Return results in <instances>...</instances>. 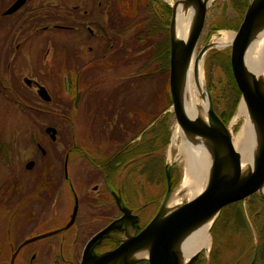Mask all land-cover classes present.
I'll list each match as a JSON object with an SVG mask.
<instances>
[{
    "label": "flooded vegetation",
    "instance_id": "1",
    "mask_svg": "<svg viewBox=\"0 0 264 264\" xmlns=\"http://www.w3.org/2000/svg\"><path fill=\"white\" fill-rule=\"evenodd\" d=\"M123 1L0 0V264H82L90 240L124 209L140 229L152 220L145 213L153 202L134 208L126 184L124 193L117 186L146 157L135 158L134 146L164 117L134 139L135 124L148 114L134 109L133 87L166 75L158 66L135 71L164 30L135 39L133 18L146 13L165 21L164 10L155 3L148 10L136 5L135 12L131 0ZM81 122L83 141L76 127ZM25 128L29 139H22ZM153 157L160 159V149ZM253 197L242 201L250 235L242 236L241 257L245 264H264L257 228L264 206L259 203L256 222L248 206ZM117 246L106 239L94 254Z\"/></svg>",
    "mask_w": 264,
    "mask_h": 264
},
{
    "label": "water",
    "instance_id": "2",
    "mask_svg": "<svg viewBox=\"0 0 264 264\" xmlns=\"http://www.w3.org/2000/svg\"><path fill=\"white\" fill-rule=\"evenodd\" d=\"M216 1L177 0L171 5L170 23L169 85L173 102L172 112L185 136L193 135L207 139L215 148L206 188L186 203H180L174 210L168 211L166 205L169 196L174 192L172 179L174 169L169 166L166 173L167 192L152 220L140 229L136 217L131 211L124 209L123 217L90 240L82 264H139L142 261H147L148 264H184L176 247L187 234L211 219H214L213 226L221 211L228 205L244 201L255 194H259L264 200L261 193L264 187V81L249 72L246 65L247 52L254 34L264 25V0H249L243 22L239 30L233 34V41L228 45L231 48L233 76L242 94V101L245 102L260 134V144L253 168L243 170L242 157L234 148L229 126L224 122L226 113L215 111L209 90L208 122L199 117H189L183 105V81L193 57L197 55L204 60L206 53L215 48L211 47L212 43H208L197 54L208 11ZM180 5H183L186 11L195 8V17L186 39H177L174 34L177 24L176 13ZM40 89L43 98L48 100L45 97V88ZM118 205L121 207L119 201ZM114 234H117V237L114 238ZM112 238L118 243L117 247L101 255L94 254L95 248L102 245L106 239ZM141 250L148 251L147 257L134 259L135 253ZM202 251L194 254L186 264H196Z\"/></svg>",
    "mask_w": 264,
    "mask_h": 264
},
{
    "label": "rangeland",
    "instance_id": "3",
    "mask_svg": "<svg viewBox=\"0 0 264 264\" xmlns=\"http://www.w3.org/2000/svg\"><path fill=\"white\" fill-rule=\"evenodd\" d=\"M166 3L171 5H174L177 0H162ZM238 3V10H236L237 6L235 5V2ZM217 0L214 2V4L211 6V8L208 11L207 14V20L205 24V28L203 31V34L201 36L197 54L200 52V50L207 45L208 43H213L217 39H220L223 37L224 33H236L239 29L228 27L229 29H217L218 25L227 24L230 25L234 22L237 23V25H240V21H242V18L244 19V16L241 18V14L239 11L244 10L241 6V3L238 0ZM249 0L246 3V9L245 13L248 9ZM241 18V20H239ZM238 26V27H239ZM240 28V27H239ZM231 59V48L229 46L227 47H221V48H213L209 52L206 53L204 56V74H205V80L207 83V87L209 90V94L211 95L213 105H216L218 103L221 104V106L218 108L217 113H221L224 111V107L228 109V111L225 113V119L224 122L227 126H230L232 123L234 117L236 116L239 106L242 102V95L239 96L238 102H236V107L234 106H227V103L224 101V93H227L228 88L231 87V78L229 77V71H228V62L230 63ZM60 68H58L57 71H59ZM56 69H54V73L57 72ZM169 77L165 76L160 79L155 78L152 80L147 81H141L137 85L133 87V101H134V109H140L142 107L143 111L147 114H151V116H155L160 112L162 107L164 106V102L156 101V98L162 99L164 91L167 90L168 84H169ZM230 91V90H229ZM165 100V99H164ZM221 100V101H219ZM167 104V110L165 109L164 117L167 115L168 117V133L170 135L169 142L164 144L163 148L160 150V159H157V169L155 172L156 177L154 178L155 183L151 184L152 181H149L147 183L144 181L145 177L140 176H129L128 179L123 183H119L117 186V189L123 190V193L125 192V185L128 190V199L131 203H133L134 208H139L140 206H144L146 204L152 203L149 207L147 206L146 210V217H154V215L159 210L162 201L165 197V194L167 192V181L165 179V175L167 173L168 167H173V177L175 175V178L173 179V188L174 192L177 191L184 180L185 176V158L183 155L180 154V147L183 142V136L180 140H178V145H173V134L174 130L177 126V121L174 113L172 112V105ZM218 106V105H217ZM234 108V110H233ZM163 109V110H164ZM232 109V110H231ZM90 122L91 114H87ZM137 118V117H135ZM161 122V121H160ZM158 122L156 126H159ZM91 123V122H90ZM242 123V122H241ZM241 123L236 125L233 129V133H237L238 129L241 127ZM76 127L78 128V133L80 140L83 141L84 139V129L85 124L84 122L77 123ZM90 131V126H87ZM22 133V139H29L30 131L28 129H23L21 131ZM37 139H41V133L40 131L36 132ZM153 136V134L149 135L148 138L150 139ZM107 145L104 146V149H107ZM102 149V150H104ZM109 150V148H108ZM112 151V150H111ZM163 174L165 182H163ZM123 177V176H122ZM120 177V178H122ZM138 182H142L141 185H143L142 189H139V186L137 185ZM207 186V183H204L202 185L201 190H204ZM116 189V190H117ZM256 197H253L252 200L248 201V206L250 203H254L257 201L258 198L262 199L259 194H255ZM191 199L190 195H183L179 200L180 203L184 204L188 200ZM155 202V203H154ZM234 208H229L227 217L229 216V213L232 212ZM219 217V216H218ZM218 221V218L215 220L212 228H211V239H212V245L210 249H204L201 253V255L205 258V261L207 260V264H211L210 262V252L213 250L217 254H223L226 245L228 246L232 242H236L237 245H233L231 248L233 251L232 255H237L239 257V252H241L242 249V240H230L231 239V232L227 231V235L220 237V231L219 228L221 226V222L216 225V222ZM227 227V226H226ZM226 230V229H225ZM253 231H255V228H252ZM122 234V233H121ZM113 237H117V234H114ZM258 237V235H257ZM112 240H114L112 238ZM115 241V240H114ZM237 246V248H236ZM214 256V260L217 262L216 259L219 258L221 264H226V262L223 260V257H218V255ZM141 263V262H140Z\"/></svg>",
    "mask_w": 264,
    "mask_h": 264
},
{
    "label": "bare ground",
    "instance_id": "4",
    "mask_svg": "<svg viewBox=\"0 0 264 264\" xmlns=\"http://www.w3.org/2000/svg\"><path fill=\"white\" fill-rule=\"evenodd\" d=\"M177 24L174 34L177 39H186L190 33L191 26L195 17V8L188 11L180 5L176 13ZM232 33H224L223 37L212 43L211 47H225L233 41ZM247 70L252 72L257 78L264 81V25L254 34L251 46L246 56ZM183 105L186 114L191 117H199L208 122V109L210 107L208 88L204 74V60L193 57L182 88ZM242 122V123H241ZM241 123L237 133H233L236 125ZM234 148L242 157V168L247 170L253 168L256 152L260 144V134L256 123L253 121L244 101L241 102L238 112L229 126ZM183 136V142L180 147V154L185 158V176L181 187L169 196L166 205L168 211L174 210L180 205V198L183 195H190L194 198L201 193L204 183H207L213 164V155L215 148L207 139L199 138L193 135H184L183 131L176 126L173 134V145H178V140ZM264 195V187L261 190ZM214 219L195 228L187 234L177 245L176 250L179 253L184 264L188 263L194 254L204 249H210L212 245L211 227ZM148 255L147 250L137 251L134 259H145Z\"/></svg>",
    "mask_w": 264,
    "mask_h": 264
},
{
    "label": "trees",
    "instance_id": "5",
    "mask_svg": "<svg viewBox=\"0 0 264 264\" xmlns=\"http://www.w3.org/2000/svg\"><path fill=\"white\" fill-rule=\"evenodd\" d=\"M128 1L129 0H124L123 3H128ZM238 1L241 3L242 7L244 5L243 12L239 11V13L242 15L241 16V18H242L245 14L244 11L247 7L246 3L248 2V0H238ZM234 2H235V5L237 6L236 10H238V3H237V1H234ZM130 3L132 4V6H134L135 12H136V5L137 6H144L145 5V10L146 9L148 10L151 8V6H154L156 3L159 7L161 6L160 7L161 9L164 10L160 14L165 18V21L164 20L162 21L161 20L162 17H159L156 14H152L147 18V16L145 15L146 14L145 12H144L145 14H144L143 18H141V15L139 17V20H138V17L133 18L134 22H133L132 28L134 31L135 39L138 38L139 36H143V38L144 37H147V38L155 37L159 34L160 30H164L163 40L161 39V40H159V42H156L153 45V51H154L153 55H151V57L147 61L144 62V65H140V67L135 68V71H140V72L146 71V70L149 71V70H153L154 68L156 69L158 66L159 69L166 76L169 77L170 56H171V54H170V52H171L170 19L172 18L171 6L168 3H164L161 0H131ZM142 10L143 9H141V11ZM241 18H239V20H241ZM240 22H241L240 23V25H241L243 22V18H242V21H240ZM158 26L162 27L163 29L158 28ZM238 26L239 25H237V23L234 22L230 25H227V24L218 25L217 29H229L228 27H233V28L239 29L240 26L239 27ZM127 30H130V29H127ZM137 31H139L138 34H137ZM139 34H141V35H139ZM148 53H146L145 56L148 55ZM227 67H228V71H229V77L231 78L230 79L231 80V87L228 88L227 93H224V99L226 98L224 101L227 103V106L231 107V106L235 105V107H236V102H238L237 100H239V96L242 94H241V92L237 86V83L235 81V78L233 76V72H232V68H231V59H230V63L228 62ZM139 75H142V74H139ZM162 99L164 102V106L162 107V109L160 110V112L158 114H156L155 116H151V115L149 116V114H148V117L146 116L144 118L143 123L135 124V126H134V139L138 138L145 131V129L148 126H150L157 119L158 116H160V114H163L165 112V109L167 110V104H169V105L173 104L169 84H168L167 90L164 91V93H163ZM156 101H157V98H156ZM219 101H221V100H219ZM220 106H221L220 103L214 105V109L216 112H218V108ZM233 110H234V108H233ZM224 111L227 112L228 109L226 107H224ZM151 134H153V136L149 139L148 136ZM169 138H170V135L168 133V117H167V115H165V117H163L161 122L159 123V126L152 127L147 134H144V136L142 138V141L144 140V143L137 144L134 146V155L133 156L135 158L141 154L146 155L144 160L139 161V163L135 165L134 174H133L134 176H140L142 178L145 177L144 181H146L147 183H149V181H152L151 184L155 183L154 178L156 177L155 172L157 169L156 164H157L158 158L153 157V154L155 152H157L158 149L161 150L163 148L164 144L166 145V143L169 142ZM162 178H163L162 179L163 182H165V179L167 181L166 175H165V179H164V174H163ZM174 178H175V175H174L173 179ZM141 184H142V182L137 183V185L139 186V189H142V187H143V185H141ZM254 197H256V195H254ZM259 203H261L264 206V200L260 199V198H258L257 201H255L253 203V205H251L252 206L251 216L252 215L254 216V218L256 219V222H257V219H260V216L262 214H264V211L261 215L256 213L261 209ZM256 205L257 206L259 205V207L257 208ZM229 208H234V209L232 210V212L229 213V216L227 217ZM150 220L151 219L148 220L147 224L150 222ZM220 222H221V226L219 228V231H220V237L221 238L223 236L227 235V233H226L227 231L231 232V239H229V241L234 240V239L242 240L243 234L246 235L245 237L250 235V228H249V224L247 222V219L245 217L242 201L226 206L221 211L215 227ZM257 226H258L257 228H260L259 231H261V233L263 235V248L261 249V253L263 254V257H264V222L262 224L257 225ZM247 241H248V239H247ZM233 245L235 246V245H237V243L232 242V244L230 243L228 246L226 245V249H225L223 254H217L214 252L213 258L217 254L218 257H221V259L223 257V260L226 262V264H235L236 261L240 258V261H242V264H245L244 259H242V257H241L242 256L241 252H239V257L237 255H232L233 251L231 248L233 247ZM236 248H237V246H236ZM216 260H217V262L215 260H213L214 262H212V263L213 264H221L222 261H220L219 258ZM199 263L200 264H206L203 256L201 257ZM139 264H148V262L142 261Z\"/></svg>",
    "mask_w": 264,
    "mask_h": 264
}]
</instances>
